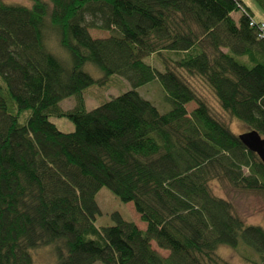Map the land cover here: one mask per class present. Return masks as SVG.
<instances>
[{
	"label": "trees",
	"instance_id": "16d2710c",
	"mask_svg": "<svg viewBox=\"0 0 264 264\" xmlns=\"http://www.w3.org/2000/svg\"><path fill=\"white\" fill-rule=\"evenodd\" d=\"M50 2L48 11L41 0H0V264H33L31 251L43 246L54 264H228L217 248L240 245L264 264V229L245 224L209 186L224 180L264 193V165L178 71L203 79L224 111L264 137V35L259 21L249 24L250 9L240 0ZM48 27L69 66L46 47ZM88 28L110 35L93 38ZM164 51L176 55L174 68L143 60ZM85 63L99 83L117 75L130 89L86 110L83 93L98 81ZM156 79L164 113L136 91ZM71 96L73 107L59 106ZM102 187L132 202L145 229L118 212L112 225L96 226Z\"/></svg>",
	"mask_w": 264,
	"mask_h": 264
},
{
	"label": "rangeland",
	"instance_id": "374dc122",
	"mask_svg": "<svg viewBox=\"0 0 264 264\" xmlns=\"http://www.w3.org/2000/svg\"><path fill=\"white\" fill-rule=\"evenodd\" d=\"M5 3H14L30 7L33 4L32 0H1ZM46 4V8L49 11L51 8L50 0H41ZM253 11V17L261 20L264 23V10L261 8L256 0H242ZM234 18L239 17L238 12L233 13ZM88 18V16H87ZM47 22V18L45 17ZM88 32L93 38H104L110 35V32L105 30H99L95 28H88ZM45 44L49 52L57 57L63 64L70 65V57L65 49H63L59 43L55 32L47 28L45 34ZM176 55L172 52L164 51L162 55H150L144 57L145 63L150 64L158 70H162L165 65L169 68H174L173 61L176 59ZM165 65H164V64ZM83 70L87 72L93 79L98 81L88 86L84 93L85 108L90 110L103 102L109 100L112 97L130 89V84L124 78L112 75L103 83H99L102 79L100 71L91 63H85ZM178 71L182 74L188 84L194 89L198 97L207 104L211 114L225 125L235 134H241L249 130V128L243 123L237 121L224 111L217 98L215 97L211 88L207 83L198 76L187 75L183 70ZM137 93L144 99L148 100L160 113H164L169 110L170 106L165 100V93L158 82V80H152L142 86L136 88ZM75 104L74 97H67L59 102V106L65 109L73 107ZM195 102L190 101L185 104L186 111L189 113L194 107ZM50 121L53 122L56 127L64 132L73 130V124L64 117H50ZM212 193L218 197L231 202L234 213L238 215L245 224L259 225L264 229V193L235 188L224 180H212L209 182ZM95 201L99 207L100 214L95 217L96 226H109L113 224L111 214L118 212L122 218L136 222L138 225H144V222L140 220L139 215L135 211L132 202H122L117 196H115L109 189L102 187L95 195ZM138 216V218H137ZM151 247L158 252L161 256L166 257L169 254L168 250L157 247L154 241L151 242ZM216 255L226 261L228 264H253L251 261L258 259V256L251 250L243 245L237 248H230L228 246H219L216 250ZM33 264H54L55 257L53 255L50 246H43L31 251ZM245 256L250 260H246ZM94 264H102L95 262Z\"/></svg>",
	"mask_w": 264,
	"mask_h": 264
},
{
	"label": "water",
	"instance_id": "95a60500",
	"mask_svg": "<svg viewBox=\"0 0 264 264\" xmlns=\"http://www.w3.org/2000/svg\"><path fill=\"white\" fill-rule=\"evenodd\" d=\"M238 138L248 150L254 152L258 156L264 165V137L256 130L249 129L244 133L238 134Z\"/></svg>",
	"mask_w": 264,
	"mask_h": 264
},
{
	"label": "built area",
	"instance_id": "2783aa9c",
	"mask_svg": "<svg viewBox=\"0 0 264 264\" xmlns=\"http://www.w3.org/2000/svg\"><path fill=\"white\" fill-rule=\"evenodd\" d=\"M237 6H238V9H239V12L246 14V10L241 4H238ZM249 24L250 25H254L255 24V20L254 19H250ZM257 26H258L257 28H258L260 34L264 35V23L259 21Z\"/></svg>",
	"mask_w": 264,
	"mask_h": 264
},
{
	"label": "crops",
	"instance_id": "0c3cea01",
	"mask_svg": "<svg viewBox=\"0 0 264 264\" xmlns=\"http://www.w3.org/2000/svg\"><path fill=\"white\" fill-rule=\"evenodd\" d=\"M247 8H249L250 9V11H251V13L253 12L252 10H251V8L249 7V6H247L242 0H240ZM234 13V12H233ZM233 13H231V16L234 18V16H233ZM253 15V14H252ZM240 16V15H239ZM239 18V17H238ZM238 18H234V20L235 21H237L238 20ZM253 19H255L254 17H253ZM256 21H261V20H258V19H255ZM263 22V21H262ZM137 218H138V216H137ZM135 224H136V226L139 228V229H142V230H144L145 229V227H146V224L144 223V225H138L136 222H134Z\"/></svg>",
	"mask_w": 264,
	"mask_h": 264
}]
</instances>
